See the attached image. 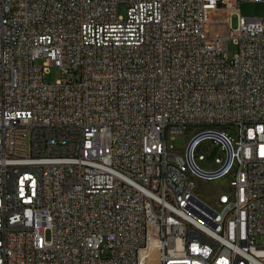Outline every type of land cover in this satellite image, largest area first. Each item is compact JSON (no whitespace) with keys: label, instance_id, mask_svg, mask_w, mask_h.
<instances>
[{"label":"built area","instance_id":"1","mask_svg":"<svg viewBox=\"0 0 264 264\" xmlns=\"http://www.w3.org/2000/svg\"><path fill=\"white\" fill-rule=\"evenodd\" d=\"M244 1L264 3L0 0V264H264V16Z\"/></svg>","mask_w":264,"mask_h":264},{"label":"rangeland","instance_id":"2","mask_svg":"<svg viewBox=\"0 0 264 264\" xmlns=\"http://www.w3.org/2000/svg\"><path fill=\"white\" fill-rule=\"evenodd\" d=\"M120 12L125 13L126 12V5L120 6ZM240 13L244 17H262L264 16V3L263 2H255V1H244L242 2L240 6ZM230 12L229 11H211L209 18L211 21L215 23H211V25H217L216 29L221 32V35H229L231 31L228 28H225L226 23L224 20L229 19ZM232 23L234 28L238 25V15H235L232 17ZM210 31H213L214 28L209 27ZM228 50L230 57L234 56L237 52V47L234 44L233 40L231 39L228 44ZM61 77V71L60 68L57 66H51L49 73L45 76V81L48 83H54L57 79ZM185 141L182 138H178L176 140H173V144H175L178 147L183 146ZM205 193L198 191L199 198L202 200V202H205L209 204L210 206L213 205L210 198H213V194L210 193L211 191L219 190V192H228V180L226 178H222L220 180H216L213 182H205L201 186ZM209 193V197L206 195Z\"/></svg>","mask_w":264,"mask_h":264}]
</instances>
